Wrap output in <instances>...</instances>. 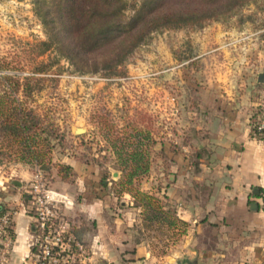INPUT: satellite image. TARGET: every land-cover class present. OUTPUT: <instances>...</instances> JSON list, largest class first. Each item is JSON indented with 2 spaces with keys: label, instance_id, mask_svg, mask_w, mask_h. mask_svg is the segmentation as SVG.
Returning <instances> with one entry per match:
<instances>
[{
  "label": "rangeland",
  "instance_id": "rangeland-1",
  "mask_svg": "<svg viewBox=\"0 0 264 264\" xmlns=\"http://www.w3.org/2000/svg\"><path fill=\"white\" fill-rule=\"evenodd\" d=\"M123 1V19L130 23L147 0ZM54 31L51 21L44 25L36 0H0V75H16L21 83L17 96L32 112L28 119L35 125L29 133L40 158L29 160L21 145L11 144L9 132H0V206L5 212L0 218H10L16 210L32 216L30 264L37 252L34 243L45 234L53 246L55 230L69 251L53 254L54 264H134L119 254L101 256L105 246L118 253L122 248L119 236H98L121 229L111 220L118 216L129 219L132 238L162 257L178 239L162 222L145 218L130 194L118 192V149L125 139L129 145L122 154L128 155L142 141L149 168L139 188L168 209L173 207L161 191L178 156L198 168L203 139L196 127L213 115L212 106L250 112V135L264 141L252 135L264 118V80L258 81L264 73V0H250L230 16L201 25L153 27L113 72L105 68L108 57L75 51ZM7 89L0 83V95ZM70 163L73 170L63 179L59 165ZM103 175L106 193L98 197ZM35 184L41 192L33 191ZM50 191L57 196L50 197ZM260 192V214L242 219L241 226L239 217L231 218L216 248L219 254L201 264H264V190ZM41 216L49 224L43 231ZM7 225L12 234L11 219ZM75 243L85 251L78 253Z\"/></svg>",
  "mask_w": 264,
  "mask_h": 264
},
{
  "label": "crops",
  "instance_id": "crops-1",
  "mask_svg": "<svg viewBox=\"0 0 264 264\" xmlns=\"http://www.w3.org/2000/svg\"><path fill=\"white\" fill-rule=\"evenodd\" d=\"M212 110L213 115L196 127L197 135L203 139L198 168L193 169L191 163L178 156L175 168L170 170L173 173L168 175V184L160 190L178 218L188 223L186 232L166 255L155 257L146 242L132 238L129 219L112 217L121 229H108L98 236L104 239L119 236L122 248L118 253L116 248L105 246L100 251L103 258L120 255L134 264H201L219 254L216 248L221 246L231 218L239 217L240 225L242 219L260 214L257 210L250 211L248 205L259 198L252 194L254 188L264 190V141L250 135V112L241 115L242 107L232 109L216 104ZM96 199L102 202L101 198ZM10 219L13 234L4 264H30L26 258L34 236L32 216L16 210Z\"/></svg>",
  "mask_w": 264,
  "mask_h": 264
},
{
  "label": "trees",
  "instance_id": "trees-1",
  "mask_svg": "<svg viewBox=\"0 0 264 264\" xmlns=\"http://www.w3.org/2000/svg\"><path fill=\"white\" fill-rule=\"evenodd\" d=\"M151 1L147 0L142 4L130 19V23L123 19V0H36V4L44 25L52 22L54 36L61 33V37L75 51L100 53L101 57H108L105 68L113 72L151 28L190 23L201 25L214 18L230 16L234 10L242 8L250 0H158L149 7ZM47 14L50 16L48 20ZM24 79L25 84H28L29 78ZM0 83L9 90L0 95V132H9L11 144L21 145L29 160L39 162V152L34 149V137L29 133L35 121L28 119L32 112L26 109L17 96L21 83L16 75H0ZM43 143H46V139H43ZM141 144L142 141H137L128 155L122 154L129 145L128 142L124 139L120 144L118 162L121 173L118 192L130 194L134 199V206L141 207L145 218L162 222L179 240L186 232L188 223L178 218L173 208L165 209V202L159 197L139 188L140 179L149 168V161L145 150L141 149ZM59 166L63 179L73 170L69 164ZM105 177L103 175L99 180L98 192L103 191L97 194L98 197L106 193ZM261 190L254 188L252 194L262 198ZM253 204L256 208L251 207ZM249 207L251 210H258L259 202L250 201ZM2 212L3 209H0V214Z\"/></svg>",
  "mask_w": 264,
  "mask_h": 264
},
{
  "label": "built area",
  "instance_id": "built-area-1",
  "mask_svg": "<svg viewBox=\"0 0 264 264\" xmlns=\"http://www.w3.org/2000/svg\"><path fill=\"white\" fill-rule=\"evenodd\" d=\"M252 135L254 137L264 138V118L260 121H257L256 124L253 126L252 129ZM33 191L34 192H41L40 186L38 184L33 185ZM50 197H55L57 194L54 191H50ZM47 196V195H45ZM40 198V197H39ZM41 203V199H39ZM43 214V212H41ZM8 215H3V217L0 218V264H4L6 262V255H7V248L10 243V231L7 229L8 221H9ZM39 228L43 231L45 230L49 224L45 220L43 216H41V221H39ZM54 241L52 242L53 246L49 245L48 235L41 236V240L37 243H34L35 246H37V252L34 254L35 259L32 264H54L56 257L53 254L60 255V252H68L69 249L63 247V241L61 239V233L58 230H55V233L52 237ZM70 238V237H69ZM37 244V245H36ZM75 246L77 247V252L81 253L84 250V247L80 243H75ZM67 250V251H66Z\"/></svg>",
  "mask_w": 264,
  "mask_h": 264
},
{
  "label": "water",
  "instance_id": "water-1",
  "mask_svg": "<svg viewBox=\"0 0 264 264\" xmlns=\"http://www.w3.org/2000/svg\"><path fill=\"white\" fill-rule=\"evenodd\" d=\"M263 80H264V73H259L258 74V81L262 82ZM76 131L77 132H80V131H82V129L81 128H78ZM251 207L252 208H256V205L253 204Z\"/></svg>",
  "mask_w": 264,
  "mask_h": 264
}]
</instances>
